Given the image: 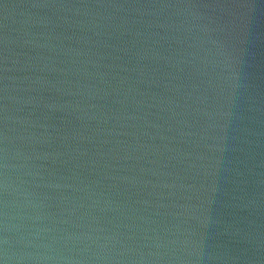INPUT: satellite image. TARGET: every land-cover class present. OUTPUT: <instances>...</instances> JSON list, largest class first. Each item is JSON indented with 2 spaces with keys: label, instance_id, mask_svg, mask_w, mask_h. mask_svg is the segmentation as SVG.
<instances>
[{
  "label": "water",
  "instance_id": "95a60500",
  "mask_svg": "<svg viewBox=\"0 0 264 264\" xmlns=\"http://www.w3.org/2000/svg\"><path fill=\"white\" fill-rule=\"evenodd\" d=\"M0 264H264V0H0Z\"/></svg>",
  "mask_w": 264,
  "mask_h": 264
}]
</instances>
